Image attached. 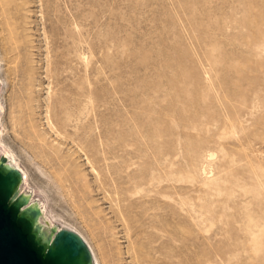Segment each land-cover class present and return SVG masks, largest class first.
Wrapping results in <instances>:
<instances>
[{"label":"rangeland","instance_id":"rangeland-1","mask_svg":"<svg viewBox=\"0 0 264 264\" xmlns=\"http://www.w3.org/2000/svg\"><path fill=\"white\" fill-rule=\"evenodd\" d=\"M0 121L100 264H264V0H0Z\"/></svg>","mask_w":264,"mask_h":264},{"label":"water","instance_id":"water-1","mask_svg":"<svg viewBox=\"0 0 264 264\" xmlns=\"http://www.w3.org/2000/svg\"><path fill=\"white\" fill-rule=\"evenodd\" d=\"M21 174L6 165L0 135V264H93L84 241L58 230L18 189Z\"/></svg>","mask_w":264,"mask_h":264},{"label":"bare ground","instance_id":"bare-ground-1","mask_svg":"<svg viewBox=\"0 0 264 264\" xmlns=\"http://www.w3.org/2000/svg\"><path fill=\"white\" fill-rule=\"evenodd\" d=\"M1 122V121H0ZM1 124V123H0ZM2 125H0V127H1ZM0 129H2V127L0 128ZM1 130H0V134H1ZM3 155H4V158L6 159V165L9 167V168H14V169H16V170H18L19 172H20V174H21V182H20V185H19V187H18V189L22 192V194L36 207V208H38L39 209V211H40V213L43 215V206L39 203V202H37V201H35V199L33 198V195H32V193L30 192V191H27L25 188H24V185L26 184V182H24V180H26L27 179V175H26V173L23 171V170H21L20 169V167L18 166V164H16V162L14 161V159H12V158H10V156L6 153V152H3ZM12 157V156H11ZM28 185V184H27ZM26 188H29V185H28V187L26 186ZM44 205V204H43ZM46 206V205H45ZM45 209V208H44ZM47 213V212H46ZM49 215V214H48ZM52 219V218H51ZM53 224V223H52ZM55 224V223H54ZM105 226H107V225H105ZM109 226V225H108ZM69 228V227H68ZM64 228V227H62V228H59V229H57V230H61V229H63V230H68V231H71V232H74L75 234H77L83 241H84V243L86 244V246H87V248H88V250H89V252H90V254H91V258H92V261H93V264H100L99 263V261L97 260V258H96V255H95V253H94V251L92 250V248H91V246H90V248H91V250H90V248H89V246H88V244L86 243L87 241H85L81 236V234L80 233H78V231H76V230H74V229H71V228ZM108 228H106V230H107ZM111 230V229H110ZM107 234H109V233H107ZM111 234V233H110ZM108 235V236H111V235ZM93 252V253H92Z\"/></svg>","mask_w":264,"mask_h":264}]
</instances>
